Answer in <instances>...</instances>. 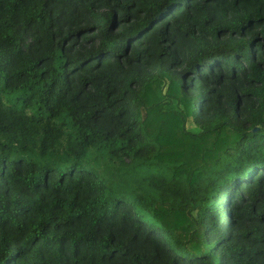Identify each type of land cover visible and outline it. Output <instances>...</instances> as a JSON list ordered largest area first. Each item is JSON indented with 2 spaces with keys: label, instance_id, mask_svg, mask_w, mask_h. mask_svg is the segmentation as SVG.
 Here are the masks:
<instances>
[{
  "label": "trees",
  "instance_id": "1",
  "mask_svg": "<svg viewBox=\"0 0 264 264\" xmlns=\"http://www.w3.org/2000/svg\"><path fill=\"white\" fill-rule=\"evenodd\" d=\"M0 264H264V0H0Z\"/></svg>",
  "mask_w": 264,
  "mask_h": 264
},
{
  "label": "rangeland",
  "instance_id": "2",
  "mask_svg": "<svg viewBox=\"0 0 264 264\" xmlns=\"http://www.w3.org/2000/svg\"><path fill=\"white\" fill-rule=\"evenodd\" d=\"M188 129H190V130H191V129H192V127H191L190 125H188ZM222 223H223V224H225V223H224V219H223ZM225 225H226V224H225Z\"/></svg>",
  "mask_w": 264,
  "mask_h": 264
},
{
  "label": "water",
  "instance_id": "3",
  "mask_svg": "<svg viewBox=\"0 0 264 264\" xmlns=\"http://www.w3.org/2000/svg\"><path fill=\"white\" fill-rule=\"evenodd\" d=\"M257 130H258V128H253V130H252V131H253V132H255V131H257Z\"/></svg>",
  "mask_w": 264,
  "mask_h": 264
}]
</instances>
